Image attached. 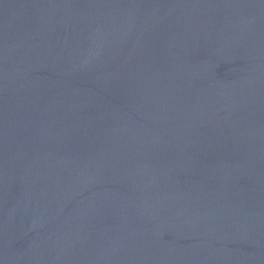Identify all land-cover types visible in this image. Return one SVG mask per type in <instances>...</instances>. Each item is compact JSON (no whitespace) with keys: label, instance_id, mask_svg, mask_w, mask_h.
<instances>
[{"label":"water","instance_id":"water-1","mask_svg":"<svg viewBox=\"0 0 264 264\" xmlns=\"http://www.w3.org/2000/svg\"><path fill=\"white\" fill-rule=\"evenodd\" d=\"M0 264H264V0H0Z\"/></svg>","mask_w":264,"mask_h":264}]
</instances>
